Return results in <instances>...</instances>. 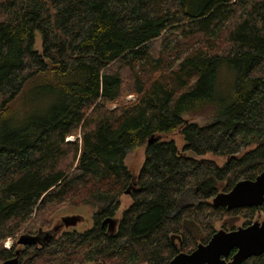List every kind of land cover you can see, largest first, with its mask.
I'll use <instances>...</instances> for the list:
<instances>
[{
	"label": "trees",
	"instance_id": "trees-1",
	"mask_svg": "<svg viewBox=\"0 0 264 264\" xmlns=\"http://www.w3.org/2000/svg\"><path fill=\"white\" fill-rule=\"evenodd\" d=\"M223 68L234 78L222 91ZM206 105L204 122L184 117ZM139 146L134 175L125 160ZM262 169L264 0H0V263L166 264L218 222L236 228L226 217L264 219V203L212 204ZM66 201L91 206V226L37 248Z\"/></svg>",
	"mask_w": 264,
	"mask_h": 264
},
{
	"label": "water",
	"instance_id": "water-1",
	"mask_svg": "<svg viewBox=\"0 0 264 264\" xmlns=\"http://www.w3.org/2000/svg\"><path fill=\"white\" fill-rule=\"evenodd\" d=\"M263 203L264 169L255 178L240 179L228 191H220L212 198L214 206H225L227 209L259 208ZM104 223H107L109 232H115L117 221L114 218H108L103 221ZM26 238L25 235L21 236L18 243L26 244ZM262 253H264V219H256L247 226H238L231 230L218 229L207 242L198 243L190 252L176 253L166 264H241L247 258ZM1 264L14 263L7 260Z\"/></svg>",
	"mask_w": 264,
	"mask_h": 264
},
{
	"label": "rangeland",
	"instance_id": "rangeland-1",
	"mask_svg": "<svg viewBox=\"0 0 264 264\" xmlns=\"http://www.w3.org/2000/svg\"><path fill=\"white\" fill-rule=\"evenodd\" d=\"M35 48L40 49V35L38 32L36 33ZM233 78H234L233 71L228 69V68H223V70L220 73V80H222V83H223V86L221 88L222 91L224 88H227L229 83H232ZM133 98L134 97L132 95H128L126 97V100L128 101V100L133 99ZM16 107L19 110V115H24V113L29 110V104L24 99V97L19 98L18 102L16 101ZM212 110H213L212 105H206L203 108H201L199 111L192 112L189 114H185L184 117H186L190 120H194V121H197L199 123L200 122L202 123L205 120H207V118L209 117L210 112H212ZM72 137L75 138L76 136L72 135ZM161 137L164 139H170V138L174 139L176 144L179 147H181L183 144L178 133L163 134V135H161ZM143 151H144V147L139 146L137 148L130 150L126 156V160H125L126 164L131 169V171L133 172L134 175L137 173V170L142 165L143 156H144ZM188 154L191 156H195L192 152H188ZM205 157L214 158V155L207 154V155H205ZM216 159H219V158H216ZM220 159H222V158H220ZM220 159H219V161L221 162ZM120 202L121 203L119 204V207L117 208V215L118 216L121 214L122 210L128 205V203L130 202V199L126 195H123L120 198ZM92 212H93V208L89 205L74 204V203L68 202V201L64 202L63 204H60L57 208L54 209V211H52L50 213V218L53 221L52 227L48 230H42L40 232V234L37 237H35L33 243L37 246V248H39L41 246L44 238H46L49 234H56L55 233L56 231H61L63 229L64 230L65 229L84 230V229L89 228L92 224V219H91ZM256 218L258 220H262L261 214H257L254 217V219L256 220ZM68 221H69V223H68ZM226 221H227V223L229 222L232 225H235V227L241 226V224H242L241 219L232 220L231 218L226 217ZM216 227L219 229L220 228L224 229L223 227H220V222H218L216 224ZM25 233H27V231L22 232L21 234L26 235ZM24 235H22V236H24ZM20 238L21 237H19L15 240L16 241V249H19L18 253H21V251H23L22 250L23 245L18 243V240ZM13 239L14 238H12V237H7L3 241V246L6 249H10L12 246V243L14 242ZM86 264H92V263L89 262Z\"/></svg>",
	"mask_w": 264,
	"mask_h": 264
},
{
	"label": "built area",
	"instance_id": "built-area-1",
	"mask_svg": "<svg viewBox=\"0 0 264 264\" xmlns=\"http://www.w3.org/2000/svg\"><path fill=\"white\" fill-rule=\"evenodd\" d=\"M65 139H66V140H70V139H73V137H72V136H68V137H66Z\"/></svg>",
	"mask_w": 264,
	"mask_h": 264
},
{
	"label": "bare ground",
	"instance_id": "bare-ground-1",
	"mask_svg": "<svg viewBox=\"0 0 264 264\" xmlns=\"http://www.w3.org/2000/svg\"><path fill=\"white\" fill-rule=\"evenodd\" d=\"M21 236H22V235H21ZM21 236H20V237H21ZM3 262H4V261H3ZM3 262H1V263H3ZM1 263H0V264H1Z\"/></svg>",
	"mask_w": 264,
	"mask_h": 264
}]
</instances>
